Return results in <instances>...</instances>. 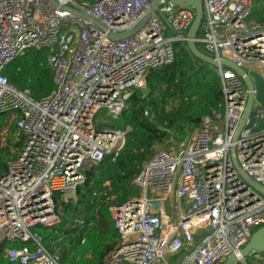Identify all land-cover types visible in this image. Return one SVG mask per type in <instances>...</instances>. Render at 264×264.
Returning a JSON list of instances; mask_svg holds the SVG:
<instances>
[{
  "label": "built area",
  "instance_id": "1",
  "mask_svg": "<svg viewBox=\"0 0 264 264\" xmlns=\"http://www.w3.org/2000/svg\"><path fill=\"white\" fill-rule=\"evenodd\" d=\"M154 1L0 0V115H12L23 139L0 178V243L21 244L6 250L10 263L59 264L31 229L58 225L56 196L73 195L85 170L123 149L130 128H99L97 115L119 119L148 71L172 63L173 44L186 43L195 12L169 2L132 34L109 38L137 26ZM202 2L196 45L264 78V26L248 21L254 0ZM29 50L48 52L54 89L41 99L3 75ZM217 72V110L182 142L170 138L135 177L138 196L109 208L118 238L102 264H171L174 256L172 264H222L264 226V196L242 176L264 186V127L247 128V118L234 139L248 90L232 70ZM251 112L264 117L256 102ZM250 256L264 264V253Z\"/></svg>",
  "mask_w": 264,
  "mask_h": 264
},
{
  "label": "trees",
  "instance_id": "2",
  "mask_svg": "<svg viewBox=\"0 0 264 264\" xmlns=\"http://www.w3.org/2000/svg\"><path fill=\"white\" fill-rule=\"evenodd\" d=\"M248 21L264 26V0H254ZM173 48L172 63L148 71L145 89L133 90L118 119L120 130L130 128L123 149L115 158L108 155L85 170L84 182L72 197L56 196L58 225L31 229L49 254L62 249L59 264H102L118 238L109 208L137 196L133 181L143 164L157 150L167 149L170 138L180 143L198 130L203 117L212 116L223 101L217 69L191 55L186 43L176 42ZM197 48L204 52L199 44ZM47 53L26 51L5 66L3 75L34 99L46 97L54 89ZM22 143L12 115H0V178L17 158ZM20 246L1 242L0 264H13L5 252Z\"/></svg>",
  "mask_w": 264,
  "mask_h": 264
},
{
  "label": "water",
  "instance_id": "3",
  "mask_svg": "<svg viewBox=\"0 0 264 264\" xmlns=\"http://www.w3.org/2000/svg\"><path fill=\"white\" fill-rule=\"evenodd\" d=\"M167 2L176 6L191 7L195 12L193 21L185 35L186 46L188 48V51L191 53V55L203 61L204 63H207L212 67H215L216 69L224 67L232 70L233 72L236 73V75L239 77V79L243 82V84L248 90V99L246 103V108L242 120L235 133L234 139L237 138L238 133L245 124L247 118H249V122L246 124L247 128H250L253 131H259L262 127H264V117L256 120L253 117L251 108L253 103L256 102L260 105L262 109H264V78H262L257 71L249 68L238 67L230 60L223 59L217 62L215 59L211 58L209 55L200 51L197 48L195 39L199 33V28L204 16V6L202 0H155L152 6L150 7V9L146 12L145 16L142 18V20L138 23L137 26L121 34H116V35L109 34V38L113 40H119L121 38H124L132 34L143 24L146 17L150 15L152 11H154L155 9H157L158 7H160L161 5ZM72 12L76 13L81 17L88 19L86 15L80 12L77 11H72ZM254 123H256L257 125L253 126ZM242 176L246 179V181L250 186H252L256 191H258L262 196H264V186H261L260 184L247 178L244 174H242ZM262 253H264V226L255 229L248 242L238 251V253L231 254L222 264H237L239 262H243L244 258L247 256H250L252 254H262Z\"/></svg>",
  "mask_w": 264,
  "mask_h": 264
},
{
  "label": "rangeland",
  "instance_id": "4",
  "mask_svg": "<svg viewBox=\"0 0 264 264\" xmlns=\"http://www.w3.org/2000/svg\"><path fill=\"white\" fill-rule=\"evenodd\" d=\"M96 122L98 123L99 128L119 129V130L121 129V126H120V123L118 122V119H112L110 117H107L103 112H101V113H99L97 115ZM162 149L163 150H167L166 147H162ZM72 196L73 195H70V197H72ZM70 197L69 196H65L64 199L67 200ZM55 254L60 258L61 255H62V249H58ZM177 259H178V256H174V257H169L166 260H167V262H169V263L172 264ZM257 259L254 256H247V257L244 258V261H245L246 264H256ZM60 261H61V259L59 260V263H60ZM160 264H163L162 261H161ZM237 264H243V263L242 262H239Z\"/></svg>",
  "mask_w": 264,
  "mask_h": 264
}]
</instances>
